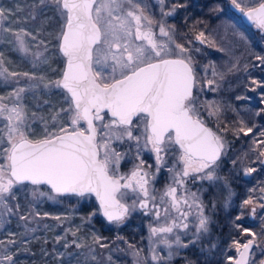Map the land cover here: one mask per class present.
I'll use <instances>...</instances> for the list:
<instances>
[{
  "label": "snow or ice",
  "instance_id": "snow-or-ice-1",
  "mask_svg": "<svg viewBox=\"0 0 264 264\" xmlns=\"http://www.w3.org/2000/svg\"><path fill=\"white\" fill-rule=\"evenodd\" d=\"M40 3L45 4L46 0H40ZM51 3L64 21L57 39L59 50L66 58V66L60 79L50 81L44 87L51 85L64 90L67 107L52 113L50 118L37 117L32 113V118L44 122L41 137L33 138L35 133L21 103V94L26 89L17 88L10 94L14 98L11 107L0 103V120L5 122L0 128V224L14 213V208L19 211V204H10V200L16 199L13 189L29 182L36 186L48 185L58 194H94L103 215L114 223H122L130 210H135L137 202L140 208L152 211L157 220L163 207L165 220L170 219L171 222L159 227L150 225V236L159 237L154 243H161L170 250L173 245L187 247L175 230L188 229L186 221L193 207L197 209L194 236L198 238L209 231V217L204 215V204L197 193L178 195V188L169 185L159 198L160 204L154 203L157 197L150 193L149 173L143 171V161L130 175H117L122 154L113 147V142L126 138L139 145L143 138L144 147L151 145V151L156 154L157 171L164 162L162 154L178 152L182 169L175 172L173 178L177 186L183 187L184 178L190 176L209 181L217 178L214 173L225 143L222 136L207 127L200 118L194 93L198 81L192 57L187 55L189 50L173 40L162 22L145 15V10L135 0H51ZM232 3L264 29V0L256 6L246 7L241 6L242 0H232ZM6 11L0 8V18L6 16ZM29 15L35 19V10ZM154 24L159 25V37H167V41L158 39L153 31ZM3 31L11 30L4 28ZM14 35L19 50L29 52L23 37L31 33L21 29ZM195 39L202 44L211 43L203 32ZM33 55L39 58L42 53ZM256 59L264 65V55H257ZM18 76L44 80L28 73H10L0 62V77L5 81ZM212 76L220 80L224 78V74L215 68ZM216 83L215 79L207 80L208 85ZM37 86L28 85L29 88ZM3 99L0 97V101ZM208 107L212 109L209 116L219 115L218 106L209 104ZM141 125V134L134 135V130H140ZM233 131L237 135L248 136L253 128L245 126L241 120ZM260 135L264 136V132ZM253 145H256L253 149L257 153L255 161L248 153L232 161L234 165H244L245 174L256 171L246 162L264 164V140H253ZM125 190L138 192L143 198L138 196L129 205L123 202L128 195ZM260 199L264 200V196ZM150 201L153 202L151 207ZM243 205H252V214L256 213L257 206L264 210V203L257 205L251 197L244 200ZM172 211L178 214L175 218L171 217ZM20 219L27 221L28 217L21 215ZM236 219L241 220L242 215ZM236 226L251 239L246 243L233 240L232 246L238 258L229 256L228 259L231 264H254L249 260L250 250L254 245L259 246L258 240L264 241V223L260 233L242 224ZM170 235L174 238L169 239ZM102 239L92 236L93 243L107 247ZM7 243L14 245L16 241ZM72 244L76 248L84 246L75 240ZM0 245L7 249L4 241H0ZM70 246L64 244L65 248ZM151 251L153 261L164 259L157 255L155 247ZM132 254L136 258L134 264H142L139 251ZM172 254L169 251V258ZM4 262L14 264L7 251L0 254V264ZM259 264H264V260Z\"/></svg>",
  "mask_w": 264,
  "mask_h": 264
},
{
  "label": "rangeland",
  "instance_id": "rangeland-1",
  "mask_svg": "<svg viewBox=\"0 0 264 264\" xmlns=\"http://www.w3.org/2000/svg\"><path fill=\"white\" fill-rule=\"evenodd\" d=\"M229 1L232 0H227L225 4V14L227 15L225 20L228 24H226L227 27L225 29L234 30L238 24L240 25L241 20L229 7L227 8ZM135 2L140 4L141 8L145 10V15L155 21L162 22L166 29L170 31L173 40L176 43L183 44L189 50L187 55H190L192 61H194L193 57L200 54L201 47L196 42L190 44L184 42L183 38H185V35L183 37L179 31H175L174 24L171 22L172 20L170 22L167 20L166 15H174L169 1L135 0ZM259 2L260 0H242L241 6H254ZM0 8L7 10L6 16L0 18V53H2L0 62L3 63V67L7 68L10 73H28L29 76L44 78L43 81H39L18 76L9 77L5 81L3 77H0V97L5 98L0 103L8 104L11 107L14 103V98L10 94L17 88H25V92L21 94V103L25 106L29 123H31L35 133L33 138H39L43 134L44 122L32 118V113H36L37 117L44 116L50 118L52 113L67 107V103L64 100V90L51 85L48 88L44 87V84L58 80L62 76L65 57L59 50L57 36L61 31L64 21L56 10L55 5L51 3V0H46L45 4H41L40 0H0ZM33 10H35V19H32L29 15ZM4 28H8L11 31L4 32ZM21 29L31 33L30 36L23 37L29 48V52L27 53L19 50L14 35V33L19 32ZM251 29L257 31L252 26ZM228 30L225 31L226 33L223 31L219 36L213 30L207 32L205 28L203 33L208 41L217 42L219 39H222L223 42H228L225 38ZM153 31L157 33L158 39L167 41V37H159L158 24L153 25ZM33 36L36 39H33ZM263 39L264 37H258L259 43L263 47L261 50L264 55ZM41 41H43V44L40 43ZM208 44L210 45V43ZM221 50L228 52L229 49L227 46L222 45ZM36 52L42 53V56L37 58L33 55ZM213 68L217 70L215 64L203 61L201 65L196 66L194 69L198 81L196 86V104L199 113L198 103H200V96L205 94V89L207 90L208 87H211V85L207 84V80L215 79L218 81V78L212 76ZM29 84H37L38 86L29 88ZM206 103L204 105L206 108L201 106L200 108L209 115L208 113L212 109L207 107L209 101ZM218 116L220 119H223L220 112ZM200 118H202L201 115ZM212 119L218 120L217 115H213ZM4 123L3 120H0V128L3 127ZM49 127H51V121L49 122ZM141 131L142 125L140 130H134V135H140ZM226 144L220 161H218V167L215 169L214 175L217 177L216 179L209 181L199 178L193 179L190 176L184 178L185 183L183 187H180L174 184L173 179L175 172L182 169V164L178 162V152L162 154L164 162L159 166V171H157L156 154L151 151V145L144 147L143 138L140 140L139 145H137L135 140H127L126 138L123 141H114L113 147L122 154L117 175H130L132 170L143 161V171L149 173L150 193L157 197L154 203L160 204L159 198L169 185L176 186L178 188V195H184L187 192L197 193L204 204V215L211 219L210 214L213 216V213L219 210L218 197L220 196L218 193L220 185L223 188L226 185L228 186L223 193L226 195L223 203L225 207L229 205V200L233 195L228 177L232 178L236 174L237 166L233 165L232 168H228L227 172L223 169L224 163L229 159ZM148 159L149 161H147ZM259 165L264 166V164L260 163ZM262 188H264V180H262V183L256 184V186L253 185L246 192L244 200L251 197L257 205L264 203V200L260 199L264 196V192H261ZM13 191L16 199L10 200V204L13 206L19 204L20 208L19 211H16L14 208V213L7 216L5 222L0 224V241H4V244L7 245V249H5L4 245H0V254L7 251L12 255L14 264H131L136 258L133 256V252L130 253L125 249L124 246L126 245H134L136 247L134 250L139 251V259L142 264H173V258L178 255V252L173 248L170 250L161 243H154L159 240V237H153L152 242L140 240L134 244L126 245L118 243L117 238H115L118 234V228L116 227L119 224L121 225L128 220L134 221L135 218L140 219V215L148 214L151 216L147 222L155 226H160L166 222L170 223V219L165 220L163 207H161V217L157 220L153 217L152 211L140 208L139 202H137L135 210H130L122 223H109L101 215L100 208L91 194H85L84 196L76 194L59 195L53 193L48 186H36L27 182L17 185ZM125 191H127L128 195L123 202L129 205L140 196L138 192ZM34 192L35 195H33ZM140 198L142 199L143 197L140 196ZM241 201L243 204V200ZM152 203L150 201V207ZM207 205L209 208H207ZM251 207L252 205H239L238 208L242 209L239 215H242V219L247 223V228L260 233L262 231L261 225L264 223V210L257 206L256 213L252 214ZM184 210L187 211L188 209L185 208ZM21 215L27 216V221L21 220ZM177 215L175 211L171 212V217L175 218ZM55 217H60V219L57 220ZM186 222L189 224L188 229L181 228L175 230L176 234L180 235L183 243L188 244L189 241L193 240L197 242L203 238L206 241L209 238V236H206L207 233L200 234L198 238L194 236L197 223V209L195 207L191 209V215ZM25 226H27V230ZM73 232L76 233L75 236L72 235ZM93 235L102 237V243L107 245L105 250H103L105 256L103 262L99 261V252L97 251V245L99 244L93 243ZM9 240H15L16 243L14 245L8 244ZM73 240L84 246L76 248L72 244ZM65 243L71 246L65 248ZM257 243L259 246H253L249 257V260L253 261L254 264H259L261 260H264V241L258 240ZM152 247H155L157 255L164 259L153 261L151 259ZM169 251L173 253L170 258ZM93 257L95 258L93 259ZM4 264H7V262H4Z\"/></svg>",
  "mask_w": 264,
  "mask_h": 264
},
{
  "label": "trees",
  "instance_id": "trees-1",
  "mask_svg": "<svg viewBox=\"0 0 264 264\" xmlns=\"http://www.w3.org/2000/svg\"><path fill=\"white\" fill-rule=\"evenodd\" d=\"M168 1L172 6L174 15H166L165 17L169 22L172 20L174 30L179 31L183 37L185 35L184 42L189 44L196 42L201 47L200 54L193 57V68L195 69L196 66L206 61L215 64L217 71L224 74L222 80L216 77L218 78L217 84L211 85L207 90L205 89V94L200 96V103H198L201 119L214 132L221 135L227 143L229 159L224 163L223 169L227 172L228 168H232L234 165L232 161L244 153H248L255 161L257 153L253 152L256 147L253 145V140H264V136L260 135L261 132H264V65L256 59L257 55H263L261 50L263 47L259 43L258 37H264V33L262 34L258 30L253 31L249 25L242 21L234 30L225 29L227 27L225 20L227 0ZM145 5L148 6L147 3ZM204 28L207 32L213 30L218 36L223 31L228 30L227 36H225L228 42L219 39L217 42L210 41V45L207 42L200 43L195 37L203 32ZM222 45L228 47V52L221 50ZM229 57L230 59H228ZM229 69L232 70L229 71ZM254 80L257 81L256 84L253 83ZM196 92L197 89L195 88L194 93L196 94ZM207 101H209L208 104L219 107L223 119H220L219 116H217L218 120L212 119V116L207 115L206 111L201 110L200 106L206 108L204 105L207 104ZM241 120L244 121L245 126L253 128V132L248 136L237 135L233 131L239 126ZM246 163L247 166L256 168V171L250 175L245 174L244 165H235L237 166L236 174L232 178L228 177L233 195L227 207L223 205L226 199V195L223 193L228 186L223 188L220 185L219 187V210L214 212L213 216L210 214L211 219L209 220L211 221L208 225L209 231L206 234L209 238L206 241L203 238L195 243H188L187 247L178 248L173 245L172 248L178 252V255L173 258V264H231L228 257H236L237 254L232 246L233 240L244 243L250 239L236 226L242 224L243 227H248L243 219L239 221L236 219L242 212V209L238 207L243 205L241 200L244 201L246 192L253 185L256 186L264 180V166L259 165L258 162ZM207 208H209L208 205ZM149 217L151 216L148 214L140 215V219L135 218L134 221L128 220L121 225L119 224L116 227L118 234L115 237L118 243L122 245L134 244L140 240L152 242L150 225H155L147 222ZM252 217L250 218L253 219ZM168 238L173 239L174 237L170 235ZM124 247L130 253L136 248L134 245ZM103 250L105 247L102 248L97 245L100 262L105 259Z\"/></svg>",
  "mask_w": 264,
  "mask_h": 264
},
{
  "label": "water",
  "instance_id": "water-1",
  "mask_svg": "<svg viewBox=\"0 0 264 264\" xmlns=\"http://www.w3.org/2000/svg\"><path fill=\"white\" fill-rule=\"evenodd\" d=\"M256 6V5H255ZM230 9L231 10H233L234 12H236L237 14H240V16H241V19L243 20V22H245L246 24H255V25H257L254 21H252V20H250L248 17H247V15L245 14V13H243V12H241L240 11V9H238L237 7H235V5H233V3H230ZM263 31H264V29H262ZM62 54V53H61ZM63 55V54H62ZM65 66H66V58H65V65H64V69H65ZM64 69H63V71H64ZM63 73V72H62ZM62 77V76H61ZM205 125L207 126V127H209L206 123H205ZM210 128V127H209ZM123 182V181H122ZM27 183H29V182H27ZM46 186H48V185H46ZM49 188H50V186H48ZM51 189V188H50ZM52 190V189H51ZM53 193H55V194H58V193H56V192H54L53 191ZM65 194H71V193H65ZM59 195H64V194H59ZM91 195H93V197H94V199H95V201H96V203L98 204V206H99V208H100V205H99V201L96 199V197H95V195L94 194H91ZM100 213H101V215L107 220V218L103 215V212H102V210L100 209ZM108 221V220H107ZM247 242V241H246ZM246 242H244V243H246ZM252 250V249H251ZM251 250H250V253H251ZM236 257H237V254H236ZM250 257V256H249ZM238 258V257H237Z\"/></svg>",
  "mask_w": 264,
  "mask_h": 264
},
{
  "label": "flooded vegetation",
  "instance_id": "flooded-vegetation-1",
  "mask_svg": "<svg viewBox=\"0 0 264 264\" xmlns=\"http://www.w3.org/2000/svg\"><path fill=\"white\" fill-rule=\"evenodd\" d=\"M230 3H232V1H229L228 2V7L230 8ZM258 4V3H257ZM256 4V5H257ZM255 6V5H254ZM231 10V9H230ZM233 11V10H232ZM234 12V11H233ZM237 16H239L240 17V20L243 22V20L241 19V16H240V14H237L236 12H234ZM243 23H245V22H243ZM246 24V23H245ZM246 25H249L250 27L252 26V27H254L256 30H258L260 33H264V31L261 29V28H259L257 25H255V24H246Z\"/></svg>",
  "mask_w": 264,
  "mask_h": 264
}]
</instances>
